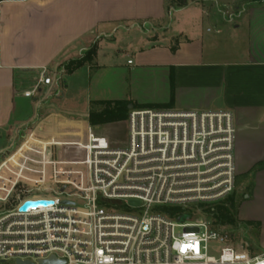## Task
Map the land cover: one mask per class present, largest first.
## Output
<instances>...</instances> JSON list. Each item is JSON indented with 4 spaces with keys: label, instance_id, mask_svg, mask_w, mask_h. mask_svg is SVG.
<instances>
[{
    "label": "crops",
    "instance_id": "crops-1",
    "mask_svg": "<svg viewBox=\"0 0 264 264\" xmlns=\"http://www.w3.org/2000/svg\"><path fill=\"white\" fill-rule=\"evenodd\" d=\"M106 42L125 47L102 56ZM94 45L93 62L67 73ZM43 68L52 84L26 97ZM118 100L233 112L239 188L252 179L237 218L264 252V0H0V154L35 126L82 133L93 102Z\"/></svg>",
    "mask_w": 264,
    "mask_h": 264
},
{
    "label": "built area",
    "instance_id": "built-area-1",
    "mask_svg": "<svg viewBox=\"0 0 264 264\" xmlns=\"http://www.w3.org/2000/svg\"><path fill=\"white\" fill-rule=\"evenodd\" d=\"M47 73L26 97L52 84ZM235 145L231 110L132 108L123 146L91 125L61 136L33 127L0 154V264H264V252L237 247L200 213L235 190ZM68 147L84 157L61 156ZM51 257L58 262L41 263Z\"/></svg>",
    "mask_w": 264,
    "mask_h": 264
},
{
    "label": "trees",
    "instance_id": "trees-1",
    "mask_svg": "<svg viewBox=\"0 0 264 264\" xmlns=\"http://www.w3.org/2000/svg\"><path fill=\"white\" fill-rule=\"evenodd\" d=\"M96 53H97V45H94L88 51H86L84 56L76 60H71L70 62L65 64L66 72L71 73L79 66L93 62ZM129 103L130 102L127 100L93 102V108L89 113V120L91 125L92 126L105 125L108 123L120 122L127 119L129 113V109H128ZM97 104L102 105V107L100 109H96L94 106H96ZM258 167L260 166L254 168L253 172L260 169ZM250 186H252V179L248 185L249 189ZM248 190L242 193L239 197L233 196L229 198V200L224 204L218 205L214 203L209 205H200L201 206L200 213H203L208 217H211L214 221V227L216 229L230 232V230H227V227L230 226L232 229L238 230L242 226V222H240V220H238L237 218L238 208L241 199L244 197V194L248 192ZM163 208L166 210L167 214L170 215L171 217H175V216L178 217L184 214L191 215L192 217L200 215L199 211H197L196 208L194 209L183 208V207H163ZM243 224L248 226L250 225V222H245Z\"/></svg>",
    "mask_w": 264,
    "mask_h": 264
},
{
    "label": "rangeland",
    "instance_id": "rangeland-1",
    "mask_svg": "<svg viewBox=\"0 0 264 264\" xmlns=\"http://www.w3.org/2000/svg\"><path fill=\"white\" fill-rule=\"evenodd\" d=\"M208 31H211V28ZM133 32H135L136 34H140L138 29L134 30ZM121 33H123V32H121ZM131 34H133V33L124 34L125 35L124 37H131ZM121 41H122V38H121ZM122 47H125V46H121V44H116L115 48L123 49ZM115 48H114V46L109 45L106 42V44L103 46L102 56H104L105 54H109L110 57L116 56V55L118 56L120 53ZM65 80H67V77H65ZM103 126L104 125H99V127H94L93 129L97 134L104 135L105 137L109 138V140L112 142V144L114 146H123L125 144L126 139H127V127H126L125 122L115 123V124L104 126V127ZM21 139H22V137L18 140V142H20ZM7 144H8V142L5 139V137H2L0 139V147L1 146L4 147ZM75 152L78 153L79 158H83L85 155L84 150H82V149L80 150L78 148H71V147L64 148V150H62L60 152V155L63 157H69L70 153H75ZM52 155H53L52 157L55 158V149H53ZM36 159H40V157H36ZM240 181H242V180L236 179V187H235V190L233 191V193L230 195V197H228L227 199H224V201L222 200L221 202H217L215 204H218V205L224 204L229 200V198H231L233 196L239 197L243 192L247 191L249 188L248 189L246 188V190L239 188L238 185H240V183H241ZM245 195H247V194H245ZM128 204L132 208H138L141 206L142 201H140L138 199H129ZM184 218H186V215L184 216ZM209 218L211 219V217H209ZM227 230H230V234H232V240L235 242L237 247H243V248L246 247L248 250H250L252 252H256V253H259L260 251H262L257 246H255L254 242L250 239L249 231L246 229V225H242V227H240L238 230L232 229L230 226H228Z\"/></svg>",
    "mask_w": 264,
    "mask_h": 264
},
{
    "label": "water",
    "instance_id": "water-1",
    "mask_svg": "<svg viewBox=\"0 0 264 264\" xmlns=\"http://www.w3.org/2000/svg\"><path fill=\"white\" fill-rule=\"evenodd\" d=\"M130 109H132V106H130ZM37 203H39V202H27V203H25V205L23 206V209H25L28 205H35V204H37ZM42 203L47 204V203H49V202H48V201H43ZM181 219H183V218H179V221H180ZM56 262H58V260H56L55 257H51V258L48 259V260H42L41 263H56ZM20 263L23 264V262H20ZM24 264H29V262H25Z\"/></svg>",
    "mask_w": 264,
    "mask_h": 264
},
{
    "label": "snow or ice",
    "instance_id": "snow-or-ice-1",
    "mask_svg": "<svg viewBox=\"0 0 264 264\" xmlns=\"http://www.w3.org/2000/svg\"><path fill=\"white\" fill-rule=\"evenodd\" d=\"M189 247H194L193 245H185L184 246V250H186L187 248H189Z\"/></svg>",
    "mask_w": 264,
    "mask_h": 264
},
{
    "label": "clouds",
    "instance_id": "clouds-1",
    "mask_svg": "<svg viewBox=\"0 0 264 264\" xmlns=\"http://www.w3.org/2000/svg\"><path fill=\"white\" fill-rule=\"evenodd\" d=\"M185 245H188V244H185ZM185 245H184V246H185Z\"/></svg>",
    "mask_w": 264,
    "mask_h": 264
}]
</instances>
